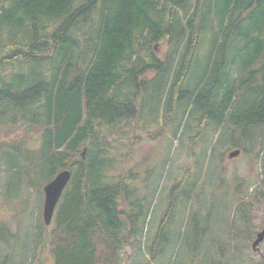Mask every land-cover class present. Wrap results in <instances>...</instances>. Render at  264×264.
Masks as SVG:
<instances>
[{
    "label": "trees",
    "instance_id": "1",
    "mask_svg": "<svg viewBox=\"0 0 264 264\" xmlns=\"http://www.w3.org/2000/svg\"><path fill=\"white\" fill-rule=\"evenodd\" d=\"M156 46L167 49L164 60ZM147 73L155 78L146 81ZM242 95L250 102L235 108ZM146 100L147 115L151 103L163 105V124L141 134L135 124ZM9 115L40 134L36 166L72 174L46 235L55 263L115 264L137 235L136 209L150 205L134 190L137 166L113 178L105 173L124 130L134 131L123 167L140 140L168 131L178 140L187 117L193 157L209 128L232 123L246 136L264 126V0H0V118ZM27 141L9 147L24 155ZM201 165L195 160L171 190L168 216L180 199L199 200ZM206 223L194 221L191 264L206 259ZM159 247L148 251V264Z\"/></svg>",
    "mask_w": 264,
    "mask_h": 264
},
{
    "label": "rangeland",
    "instance_id": "2",
    "mask_svg": "<svg viewBox=\"0 0 264 264\" xmlns=\"http://www.w3.org/2000/svg\"><path fill=\"white\" fill-rule=\"evenodd\" d=\"M156 49L164 60L167 49L164 46ZM154 78L153 73L143 77L146 81ZM157 98L156 93L154 99ZM250 99L242 95L234 107L244 106ZM143 104H147V109H143V116L136 122V131L158 132L163 124V105L151 103L153 110L147 115L148 101ZM11 117L0 118V264H56L51 240L46 236L53 225L44 224L42 213L44 187L60 172L49 164L36 166L40 157L36 151L40 134L29 132L19 119V124H13ZM192 119L186 118L182 127L185 132L176 141L172 139V131L162 138L150 136L147 141L140 140L143 144L124 167L121 164L130 153L129 138L134 130H122L114 149L109 150V156L113 157L105 170L107 178L137 166L140 176L136 178L134 190L139 191L142 201L150 204L149 208L136 209L133 227L137 235L131 238L132 245L118 251L115 264H148V251L154 255L159 244V257L151 264H191L194 221L199 219L203 226L211 212V221L206 223L209 231L204 238L206 259L200 256L197 264H218L222 259L224 264H264V242L258 251L252 248L264 223V126L254 127L246 136L241 127L232 123L215 133L209 128L197 143L193 157L190 151L195 148L196 140ZM31 136L32 140L27 139ZM26 140L31 153L24 150L27 154L21 155L9 147L14 142L26 144ZM233 142L240 144L242 153L229 160L228 154L237 149ZM197 159L202 162L198 169L202 187L199 200L190 203L180 199L182 203L168 216L171 190L190 165L194 171ZM235 245L245 248L237 251Z\"/></svg>",
    "mask_w": 264,
    "mask_h": 264
},
{
    "label": "water",
    "instance_id": "3",
    "mask_svg": "<svg viewBox=\"0 0 264 264\" xmlns=\"http://www.w3.org/2000/svg\"><path fill=\"white\" fill-rule=\"evenodd\" d=\"M239 150L233 151L229 154V159L238 157ZM86 149L82 152V157L85 158ZM72 174L70 171L65 170L60 172L50 183L44 187L45 203L43 209V219L46 225H50L56 210V207L62 197V194L71 180ZM264 241V228L257 234L252 247L257 249L259 245Z\"/></svg>",
    "mask_w": 264,
    "mask_h": 264
},
{
    "label": "bare ground",
    "instance_id": "4",
    "mask_svg": "<svg viewBox=\"0 0 264 264\" xmlns=\"http://www.w3.org/2000/svg\"><path fill=\"white\" fill-rule=\"evenodd\" d=\"M244 16V15H243ZM223 37V36H222ZM221 49V48H220ZM164 70V69H163ZM119 83V82H118ZM207 99V98H206ZM58 108V107H57ZM55 109V108H54ZM57 118V117H56Z\"/></svg>",
    "mask_w": 264,
    "mask_h": 264
}]
</instances>
